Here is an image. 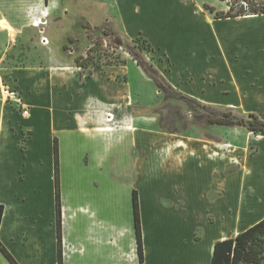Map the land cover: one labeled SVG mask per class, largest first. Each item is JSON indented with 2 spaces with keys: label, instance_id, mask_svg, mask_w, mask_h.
<instances>
[{
  "label": "crops",
  "instance_id": "obj_1",
  "mask_svg": "<svg viewBox=\"0 0 264 264\" xmlns=\"http://www.w3.org/2000/svg\"><path fill=\"white\" fill-rule=\"evenodd\" d=\"M95 2L104 4L105 15L110 10L114 12L121 39L142 37L150 44V52L154 54L153 66L167 84L183 95L189 96L186 94L188 71H214L212 64L223 63L224 60L236 62L240 58L259 62L264 59V15L217 20L204 9V4L215 7L214 2L207 0L201 4L202 12L194 10L200 6L194 0H144L146 7L133 4L131 0H0V84L15 82L22 89L25 75L20 71L30 69L12 67L5 61L9 51L23 43L30 29L37 27L35 20L48 23L53 18V26L60 28L66 23L63 17L73 9L75 19L68 23L72 26L80 17H91L90 12L96 10ZM225 7L223 10L215 8L227 11L226 4ZM175 8L182 9L183 13L175 15L172 12ZM146 18L152 19L155 34L148 30ZM45 37L49 44L43 46L40 38L39 43L49 48L50 38ZM55 57L61 65L69 62L60 61L56 53ZM204 64L208 66L206 69ZM121 68L124 67H116L114 73H121ZM15 71H18L17 76L11 79L9 73ZM90 83L96 85L95 91L89 88ZM86 86L87 92L77 95L80 100L76 103L71 102L70 95H61L59 100L65 99L61 108L59 100L54 106L49 105L46 94H39V104L31 95L24 98V103L31 107L26 125L30 127L32 138L23 151H18L17 140L12 142L0 138V178H4L0 181V205L4 207L0 242L18 264H59L54 138L58 142L62 264H140L133 191L138 194L144 253L142 264H202L201 257L210 264L216 241L232 238L264 218L262 216L235 232L231 229L229 215L232 208L229 202L223 216H215V223L209 222L205 217L209 210L205 207L206 179L200 176L197 181L198 173L186 171V139L173 138L171 136L174 135L163 132L158 126L139 122L148 117L134 113L132 103L123 110L108 108L111 94L103 79L90 77ZM40 108H46L49 115L52 113L48 137L52 148V189L19 190L13 185L26 181V165L30 163L34 141L31 131L34 127L33 111ZM58 109L63 120L54 119L53 113ZM60 135L64 136L63 143ZM77 136L83 138L87 145L91 144L83 154L75 155L78 163L81 157L88 175L76 190H64L61 163L64 156H74L70 151L76 147L73 143ZM144 136L148 137L145 141ZM11 163L16 165L13 174L7 169ZM42 164L43 158L39 156L38 161L32 163L40 173ZM230 191L221 190L220 196L226 194L230 201ZM186 202L187 209H197L187 217V237ZM200 211L199 216L196 212ZM200 218L210 231L217 225V230L222 226L223 235L218 230V235L212 236L214 241L208 255L204 254L203 236L199 240L195 236ZM0 264H10L1 252Z\"/></svg>",
  "mask_w": 264,
  "mask_h": 264
},
{
  "label": "rangeland",
  "instance_id": "obj_2",
  "mask_svg": "<svg viewBox=\"0 0 264 264\" xmlns=\"http://www.w3.org/2000/svg\"><path fill=\"white\" fill-rule=\"evenodd\" d=\"M131 1L138 6L144 5L146 7L147 5L144 0ZM196 1L200 6L194 7V10L202 12L201 4L204 0H194V2ZM207 1L214 2V6L218 10L226 8L225 4L218 0ZM187 2H190V0H187ZM229 2L233 1L230 0ZM103 5L95 2L96 10L90 12L91 17L89 19L80 17L72 26L68 23L70 20L75 19L74 15L76 14L73 9H70L68 14L63 17L66 23L60 28L53 26V18L44 25L39 24L38 27H32L33 29H30L26 39L21 43L22 45L18 44L17 48L9 51L8 59L5 61L6 64L12 67H25L21 69L30 70L20 71L25 75L22 89L19 88L20 84L15 82L0 84V92L2 87H8L17 91L22 98V104L17 106L14 102L4 99L0 94V138L12 142L17 140L18 151H23L22 147L25 148L29 143V139L32 138L30 127L26 125L28 118H30L31 107L24 103V98L31 95L39 104L41 99L39 94L41 96L46 94L49 100L47 101L48 104L54 106L61 95H70L71 102L76 103L80 100L77 95L80 96L87 92L88 87L84 86L87 85L90 77H93V80L101 78L105 81L106 86L109 85L107 89L111 94V99L107 101L108 108L123 110L132 103L134 113L148 117L140 119L139 122L158 126L163 132L174 135L171 136L173 138L186 139V171L198 173L196 175L197 181H199L200 176L206 179L205 207L213 214L211 215L209 210L205 213V217L209 222L215 223L216 217L220 216L221 218L225 212V207L230 206L229 202L232 208L229 217L236 212L239 204L242 207L246 206L247 199L252 203L256 202V205H264L262 199H255L257 195H264V188L262 187L264 184L261 183V189L251 194L247 187L249 180L245 181L246 184H242L239 178H237L238 180L235 178L251 174L256 175L255 178L264 179V138L248 133L241 128H227L217 125L198 127L191 117V112L183 102L177 100L165 101L163 94L145 77L132 56L128 54L125 46L135 44L128 39H122L123 46H118L110 36L103 33L102 28H105L107 31L112 30L117 35L120 34L114 12L110 10L108 15H105ZM104 12L106 13V11ZM172 12L175 15L183 13L182 9L179 8H175ZM146 19L148 30L154 33L156 28L152 19ZM41 21L44 22V20ZM37 23L38 20H35L34 24ZM98 28L101 29L98 30ZM64 31L67 32L62 35ZM40 32H43L42 35L44 36H49L51 42L49 48L43 47L39 43V38L42 36ZM60 35H62L61 39ZM69 36L74 38V43L68 41ZM63 43L70 46V51L63 53ZM54 51L57 58L63 62L68 60L65 55L68 56L71 53V58H83L84 61L88 55L86 61L88 65L86 68H77L72 61L61 65L56 61ZM136 51L143 57L145 62L152 64V57L154 56L152 52H148L141 47H137ZM121 62L124 63L120 64ZM165 64L168 66L167 63ZM212 65L214 71H200L198 73L188 71L186 73V94L195 97L204 104L212 105L219 111H229L239 117L252 113L264 120V59L258 62L257 60L248 61L239 58L236 62L224 60L223 63H213ZM116 67L124 68L120 69L121 73H114ZM207 67V64H204L203 68L206 69ZM17 72L9 73L10 78L16 77ZM106 79L108 83H106ZM100 85H102V82ZM95 86L94 83L89 84L92 91H95ZM64 100L58 101L59 108L65 105ZM25 111H28L27 115H23ZM48 112L46 108L33 111L32 122L34 127L31 131L34 141L32 140V154L29 159L30 163L26 165V168H28L26 181L25 183L14 184L13 187L16 189H52V175L50 172V151L52 148L48 138L50 133L49 120L52 113L49 115ZM59 112L60 109L53 113L54 119L63 120V115ZM198 112L203 113L204 111L199 109ZM108 119L112 118L108 117ZM60 137L63 143L64 136L60 135ZM147 138V136H144V141ZM73 145L76 147L73 149L74 151L70 149V152L74 156H64L61 163L60 172L64 190H71L72 188L76 190L78 186L84 184L88 175L86 169L82 166L81 157L78 163V157H75V155L83 154L91 144L87 145L83 138L77 136ZM65 146L67 145L65 144ZM78 148L80 149L77 150ZM38 156L43 158L41 173L36 170L35 165H32V163L38 161ZM7 169L10 174H13L16 165L13 163L8 164ZM3 180L4 178H0V181ZM257 185L260 184L257 183ZM221 190H231L229 192L232 194L230 201L227 200L226 194L220 196L222 194ZM187 192L189 194L188 190H186ZM233 196L235 201L232 200ZM206 208L202 210H206ZM193 211H197V209H187L186 202V237L189 235L187 217ZM201 211L196 212V214L199 213L200 216ZM198 223L199 230L196 231L195 236L197 240L203 236L205 240L204 248L206 249L212 236L218 235L216 233L219 232L220 226L218 230L217 225L210 231L201 218ZM205 249L204 254H206ZM200 259L202 264H206L205 257Z\"/></svg>",
  "mask_w": 264,
  "mask_h": 264
},
{
  "label": "trees",
  "instance_id": "obj_3",
  "mask_svg": "<svg viewBox=\"0 0 264 264\" xmlns=\"http://www.w3.org/2000/svg\"><path fill=\"white\" fill-rule=\"evenodd\" d=\"M224 2L228 9L227 11H217L215 7L204 4V9L214 15V18L228 19L238 18L248 15H264V0H219ZM89 29V28H88ZM101 28H98V30ZM103 33L110 36L112 41L118 45L123 46V40L112 30L107 31L105 28ZM89 35V34H88ZM70 43H74V38H68ZM132 41L135 45L125 46L128 54L132 56L136 65L142 70L145 76L150 79L156 89L163 94V99L177 100L183 102L189 111L194 123L198 127H205L209 125L223 126L227 128H241L248 133L264 138V120L260 119L255 114H247L244 117L233 115L229 111H219L214 107L198 102L197 100L183 95L174 90L160 73L155 69L153 64L145 62L140 56L136 48H143L150 52V44L142 37H137ZM138 44V46H137ZM63 53L70 51V46H62ZM65 55V54H64ZM72 53L65 57L68 61L74 62L77 68H86L87 58H71ZM121 62L120 64H123ZM204 112H198V110ZM157 114V112H156ZM161 129V128H160ZM174 133V132H169ZM24 149V147H22ZM53 155H54V185L56 196V213H57V240H58V259L59 264H62V247H61V210H60V191H59V175H58V142L54 138L53 141ZM133 213H134V227L137 242V254L139 263L142 264L144 260L141 221L138 205V194L133 191L132 195ZM4 207L0 205V224L3 215ZM0 252L6 257L10 264H18L10 255L6 248L0 242ZM210 264H264V218L252 225L251 227L239 232L232 238L216 241L213 245L212 256Z\"/></svg>",
  "mask_w": 264,
  "mask_h": 264
},
{
  "label": "bare ground",
  "instance_id": "obj_4",
  "mask_svg": "<svg viewBox=\"0 0 264 264\" xmlns=\"http://www.w3.org/2000/svg\"><path fill=\"white\" fill-rule=\"evenodd\" d=\"M255 176L256 175L247 174L245 176H242V177L239 176V177H235V178H236V180H238L237 178H239V180L242 181V184L245 183V181L248 179L249 180V182L247 184L248 190H250L251 194H254L256 192V190L261 189V183L264 184V182H262V181H264L263 178H260V177L255 178ZM257 183L260 185L256 186ZM262 187L264 188V185H262ZM263 197H264V195L263 196L257 195L255 197V199H257V200L262 199L263 200L262 202H264ZM234 199H235V197L233 196L232 200H234ZM262 216H264V205H262V204L256 205V202L252 203L249 199H247L246 206L242 207L239 204V207L236 208V212L232 216H230V218L232 219L231 229L233 231L237 232L238 230H240L245 225L257 220L258 218H260ZM221 228H222V226H220V228H219L220 235L221 234L223 235ZM213 241H214V238H212L210 240L208 247L205 249V251H206L205 255H208V253L211 251Z\"/></svg>",
  "mask_w": 264,
  "mask_h": 264
},
{
  "label": "built area",
  "instance_id": "obj_5",
  "mask_svg": "<svg viewBox=\"0 0 264 264\" xmlns=\"http://www.w3.org/2000/svg\"><path fill=\"white\" fill-rule=\"evenodd\" d=\"M45 23H46L45 21L42 22L41 20H38V23L35 25L38 27L39 24L44 25ZM40 34L42 35L43 32H40ZM40 43L43 46H47L49 44V40L47 39V37L42 35L40 37ZM0 94L4 99L14 102L17 106L22 104V98L20 94L15 90H11L8 87H2ZM27 114H28V111H25L23 115H27Z\"/></svg>",
  "mask_w": 264,
  "mask_h": 264
}]
</instances>
